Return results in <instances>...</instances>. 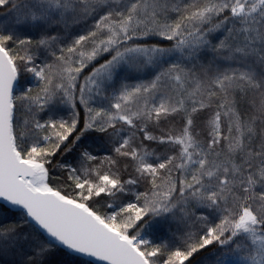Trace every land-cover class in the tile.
I'll use <instances>...</instances> for the list:
<instances>
[{
  "label": "snow or ice",
  "instance_id": "snow-or-ice-1",
  "mask_svg": "<svg viewBox=\"0 0 264 264\" xmlns=\"http://www.w3.org/2000/svg\"><path fill=\"white\" fill-rule=\"evenodd\" d=\"M0 10V256L264 264V0Z\"/></svg>",
  "mask_w": 264,
  "mask_h": 264
},
{
  "label": "trees",
  "instance_id": "trees-1",
  "mask_svg": "<svg viewBox=\"0 0 264 264\" xmlns=\"http://www.w3.org/2000/svg\"><path fill=\"white\" fill-rule=\"evenodd\" d=\"M89 71H91V69H89ZM85 75H87V73H85ZM57 159H59V157H57ZM53 163H55V161H53ZM51 176H52L51 182L53 183V185L60 186V180H62L64 177L61 176L60 173L55 170L51 172ZM58 177L59 179H57ZM10 218L11 217L9 216V213L7 212L0 213V219L8 220ZM209 251H211V249H209ZM21 259L22 257L20 255L9 252V253H5L3 256H0V264H19ZM60 259H63L65 261V264H95L83 257H60Z\"/></svg>",
  "mask_w": 264,
  "mask_h": 264
},
{
  "label": "water",
  "instance_id": "water-1",
  "mask_svg": "<svg viewBox=\"0 0 264 264\" xmlns=\"http://www.w3.org/2000/svg\"><path fill=\"white\" fill-rule=\"evenodd\" d=\"M83 258L87 259V260L90 261V262L95 263L94 258H89V257H83Z\"/></svg>",
  "mask_w": 264,
  "mask_h": 264
}]
</instances>
